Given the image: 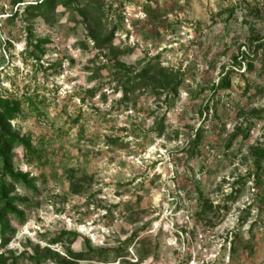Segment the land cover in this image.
Masks as SVG:
<instances>
[{
	"label": "rangeland",
	"instance_id": "obj_1",
	"mask_svg": "<svg viewBox=\"0 0 264 264\" xmlns=\"http://www.w3.org/2000/svg\"><path fill=\"white\" fill-rule=\"evenodd\" d=\"M38 1L0 0V94L36 108L8 130L39 155L0 170V264H264V0Z\"/></svg>",
	"mask_w": 264,
	"mask_h": 264
},
{
	"label": "trees",
	"instance_id": "obj_2",
	"mask_svg": "<svg viewBox=\"0 0 264 264\" xmlns=\"http://www.w3.org/2000/svg\"><path fill=\"white\" fill-rule=\"evenodd\" d=\"M73 0H65L64 5L69 6ZM58 0H42L35 2L34 4H28L25 7L24 12L33 11L37 14H45L49 13L54 9V7L58 4ZM14 3L19 4L21 3V0H14ZM248 43V49L246 52H242L241 55H244V57H247V59L252 60L253 58L250 56V54H257L259 51L264 55V37L260 36H254L252 34V37L249 40ZM107 40H104L101 42L102 44H105ZM246 53V54H244ZM246 55V56H245ZM233 61L236 63V65H240V62H237L236 59H233ZM246 69L248 73L250 71H253V68L251 64H246ZM147 73V69H144L141 74H139V77H142ZM168 76V75H167ZM165 76V77H167ZM177 82H174V78L172 75H170L167 78V85H170L172 88L176 85ZM178 84V83H177ZM179 85V84H178ZM177 87V86H176ZM230 82L227 76V73L221 74V77L219 78L215 88L213 89L216 91L217 89L226 90L229 89ZM33 100L32 98H22L17 99L9 96H2L0 94V170L1 175L7 179H9L13 184L21 183L23 182V179L14 174L12 172V156H10V151L14 146H21L23 148V151L26 155H30L32 158H35L36 160H39L38 153L34 150L32 147V144L29 140H25L22 138H17L16 135L10 134L8 130V124L11 121H14L17 117L23 114V106L26 104L27 106L32 107ZM30 112L36 111L35 107L28 109ZM251 118L254 119H260L261 117H264V110H256L253 111L250 114ZM240 130L238 129L233 137L240 135ZM243 137H246V134L243 135ZM250 156L253 159V166L254 170L257 172L261 166L264 163V147L255 146L250 149ZM10 194V190L4 186L3 183H0V198L5 201L3 207L0 209V224L2 222V219L8 216V214L15 213L13 209L11 208V205L9 203L10 200H8V195ZM205 206L200 207L198 216H201V214L205 213ZM1 235H3V229L0 230ZM6 243V240H3L2 236V244L1 246L4 247ZM231 252L233 253L234 248H230ZM76 260H82L83 256H73Z\"/></svg>",
	"mask_w": 264,
	"mask_h": 264
}]
</instances>
